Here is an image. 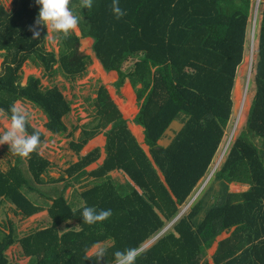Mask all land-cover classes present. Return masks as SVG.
I'll return each instance as SVG.
<instances>
[{"label":"trees","instance_id":"trees-1","mask_svg":"<svg viewBox=\"0 0 264 264\" xmlns=\"http://www.w3.org/2000/svg\"><path fill=\"white\" fill-rule=\"evenodd\" d=\"M13 4L11 13L0 6V51L5 52L0 110L7 115L11 104L24 100L45 113L50 131L62 130L61 117L68 106L60 93L55 88L41 89L38 80H30L25 87L18 84L22 61L35 54L43 56L36 49L39 39H33L32 31L39 6L34 0H14ZM111 5L112 0H93L91 9H82L81 0L69 3L80 17L78 27L83 36L93 40L92 51L104 69L117 71L121 79L129 78L139 106L134 121L143 128L152 162L175 200L114 104L100 93L95 103V130L111 124L106 133V158L93 173L100 181L82 193L83 206L77 210L72 211L62 197L54 200L49 208L50 225L24 239L23 246L31 255L29 264H115V251L139 249L155 238L164 227L163 218H175L177 205L190 195L187 215L173 224L171 232L138 252L136 264H209L203 262L207 249L231 228V234L218 242L214 264H264V0L259 4L256 0H119L126 13L120 19L115 18ZM38 27L41 32L42 26ZM247 35L250 58L254 56L249 68L248 90L253 92L249 112L244 127L216 165L234 128L231 93L245 57ZM61 41L63 72L82 74L85 61L75 50L78 38L69 35ZM43 58L45 63L55 60L51 54ZM180 117L183 128L171 144L158 146L171 122ZM27 131L32 133V129ZM90 134L83 133L77 149ZM92 160L91 156L81 158L72 171H82ZM33 168L36 173L45 165L34 160L30 170ZM115 169L125 172L145 193L138 194L129 183L116 186L106 175ZM211 178L250 188L233 196L239 198L237 203L207 207L197 222L203 198L191 202L192 197ZM16 180H21V175ZM16 180L0 172V194L29 215L36 209L18 192L22 183ZM87 206L111 209L112 215L85 224L80 213ZM70 220L77 222L79 230L60 232L61 224ZM108 241L112 244L101 250L103 257L98 258L101 251L87 255L91 247ZM10 243L0 242V264L8 262L3 252Z\"/></svg>","mask_w":264,"mask_h":264},{"label":"crops","instance_id":"crops-1","mask_svg":"<svg viewBox=\"0 0 264 264\" xmlns=\"http://www.w3.org/2000/svg\"><path fill=\"white\" fill-rule=\"evenodd\" d=\"M13 3L14 0H0V6L3 7L6 13H11L14 8ZM25 24L27 25V21ZM40 33H43V35L39 37L36 45V49H39L42 53V55H39L47 57L51 54V57L55 60L45 63L44 58L42 57L41 59L36 54L24 59L18 69V84L25 87L30 80H38L43 90L55 88L68 107L66 113L61 117L63 129L52 132L47 128L48 119L40 108L24 100L15 101L16 104L25 107L30 114L27 128L29 130L32 129V132L37 131L40 133L41 143L37 151L25 158L11 153L7 144L0 145V172L5 176H13L15 180L21 175V180H16V182L22 183V187L18 188V192L36 209L33 213L25 215L16 203L6 199L5 195L0 194V242H11L3 252L4 258L10 264L30 263L31 255L27 254L23 246L24 239L50 225L49 208L54 200L62 197L67 201L72 211L77 210L83 206L82 193L90 190L100 181V177L95 176L93 173L100 170L106 158V133L111 128V124H109L103 129L95 130L97 125L95 103L98 101L100 93L106 95L114 104L121 119L125 121L127 129L153 165L159 180L171 198L175 200L165 183L162 173L152 162L149 148L144 143L143 128L134 121L138 114L139 106L135 90L129 78L121 79L117 71L104 69L92 51L93 40L90 37L83 36L79 27L70 35L78 38V45L75 50L84 59L85 70L82 74L78 73L77 75H69L63 72L59 58L62 37H57L52 33L47 34V29L43 26ZM4 54L5 52L1 50L0 72L4 62ZM242 63L243 61L239 67ZM243 73L244 71L240 74L237 71L233 90L236 88L237 79H240L239 77ZM231 99L233 108H236L232 109V114L235 116L236 110L243 109V107H237L236 92L231 93ZM125 106L128 107V112H125ZM129 107H132L133 111H131L130 115H127L130 111ZM249 107L250 104L243 121V127L247 120ZM4 116H6L5 113L0 110V128L7 123V120L3 119ZM241 117L242 112L240 113ZM181 120L182 117L171 122L158 140V146L165 148L171 144L176 134L183 128V121ZM84 132L91 134L84 141L81 148L77 149L78 144L83 140ZM28 133L31 134L30 131ZM237 135L235 132L233 140ZM86 156H91L93 160L82 171H72V167ZM34 160H41L44 163L45 168L43 171L35 173L34 168L33 171L30 170ZM106 175L118 187L126 186L129 183L138 194L145 193V190L135 185L129 176L121 170L115 169L109 171ZM35 176L38 178H35ZM13 181L11 180V182ZM200 184L201 181L197 188ZM249 188L248 184L236 181L225 184L211 178L200 193H196L195 190V194H193L195 199L197 197H199L198 199L203 198V207L201 208V213L196 217L197 222L204 217L207 207L211 208L216 203H226L227 201L237 203L239 201L237 196L247 192ZM234 195H237L236 198H233ZM190 197L191 195L182 205H177L178 214L170 221L165 220L163 215L157 211L158 215L164 220V227L155 238L145 242L138 249V252L149 248L164 233L172 231L173 224L189 212L191 206ZM73 229L75 231L79 230L77 222L74 220L65 221L60 226V232ZM233 230L234 228L224 231L215 239L210 248L207 249L203 262L207 261L209 264H214L213 255L217 250L218 242L227 238ZM111 244L112 242L110 241L96 244L89 249L87 255L97 254L104 247Z\"/></svg>","mask_w":264,"mask_h":264},{"label":"clouds","instance_id":"clouds-1","mask_svg":"<svg viewBox=\"0 0 264 264\" xmlns=\"http://www.w3.org/2000/svg\"><path fill=\"white\" fill-rule=\"evenodd\" d=\"M34 2L39 6V9L32 26L33 39L40 37L38 26L45 27L47 34L52 33L57 37L64 38L78 29L80 17L75 15L69 7L70 0H34ZM92 6L93 0H81L82 9H91ZM111 10L116 19H120L126 14L120 8L119 0H112ZM29 118L30 114L25 107L13 103L9 106L7 115L3 117L7 123L0 128V145L7 144L9 151L21 158L28 157L37 151L41 143L39 132L33 131L29 134L27 131ZM111 215V209H97L95 206L83 207L80 213L83 223L88 225L102 222ZM138 254V249L135 247L126 248L123 251L117 250L113 253L115 264H136ZM101 257H103V251L98 254V258Z\"/></svg>","mask_w":264,"mask_h":264},{"label":"rangeland","instance_id":"rangeland-1","mask_svg":"<svg viewBox=\"0 0 264 264\" xmlns=\"http://www.w3.org/2000/svg\"><path fill=\"white\" fill-rule=\"evenodd\" d=\"M250 38L252 39V34H251ZM250 38H249V35H247V38H246V47H245V53H244L245 54V57L243 59L242 65L240 67H238V69H237V71H238L239 74L241 72H243V71H244V73H243V75L241 74V76L239 77L240 79H237V81H236V88L232 91V92H236L237 107H239V106H242L243 107V109L240 108L239 110H236L237 113H239V112L241 113L242 112V117L240 119H238V122H237V128L235 130L236 135L243 128V121L245 119L248 106L250 104L251 96L253 95V92H251V91L248 90V84H249V80H250L249 64H250L252 58H254V56L250 58V54H249ZM253 50H254V48H253ZM238 94H239V97L237 96ZM233 109H236V108H233ZM237 113H236V115H237ZM235 123H236V120L234 121V124ZM235 132H234V134H235ZM203 182H204V180H202V183Z\"/></svg>","mask_w":264,"mask_h":264},{"label":"built area","instance_id":"built-area-1","mask_svg":"<svg viewBox=\"0 0 264 264\" xmlns=\"http://www.w3.org/2000/svg\"><path fill=\"white\" fill-rule=\"evenodd\" d=\"M261 1H263V0H256V3L259 4ZM239 118H240V112L237 113V115L235 116L236 123L234 124V128H233V129L231 130V132L229 133V135H228V139H227V142H226L224 148L222 149L221 153L219 154V156H218V158H217V160H216V165H219V163L222 161L223 156H224V154H225V152H226V150H227L229 144L233 141L234 132H235V130H236V128H237V122H238V119H239Z\"/></svg>","mask_w":264,"mask_h":264},{"label":"bare ground","instance_id":"bare-ground-1","mask_svg":"<svg viewBox=\"0 0 264 264\" xmlns=\"http://www.w3.org/2000/svg\"><path fill=\"white\" fill-rule=\"evenodd\" d=\"M96 71V70H95ZM94 75V74H93ZM238 97H239V94L237 95ZM126 107V110H125V112H128V107L127 106H125ZM129 109H130V111H129V113H127V115H130L132 112L131 111H133V108L132 107H129Z\"/></svg>","mask_w":264,"mask_h":264}]
</instances>
